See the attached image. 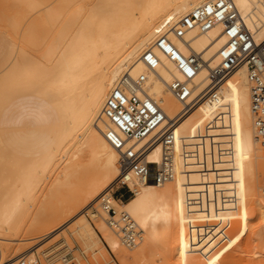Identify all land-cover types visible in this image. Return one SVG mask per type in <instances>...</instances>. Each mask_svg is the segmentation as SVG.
Instances as JSON below:
<instances>
[{
	"label": "bare ground",
	"instance_id": "bare-ground-1",
	"mask_svg": "<svg viewBox=\"0 0 264 264\" xmlns=\"http://www.w3.org/2000/svg\"><path fill=\"white\" fill-rule=\"evenodd\" d=\"M208 1L15 0L7 22V35L13 37L10 57L0 66V110L13 98L34 95L53 109V116L42 113L18 123L12 137L0 141V156L7 152L11 157L4 163L11 174L0 193V261L1 242L19 241L10 237L22 229L21 218L40 200L44 185L49 200L58 199L59 205L44 211L49 219H37L30 229L48 227L46 234L67 230L95 244L104 239L125 262L158 244L169 251L172 264H217L218 248L225 232L234 228L237 211L239 218L256 219L264 231L262 184L260 191L257 186L264 177L259 160L264 158V140L258 135L244 66L226 79L219 102L204 98L175 125L172 177L167 182L156 185L135 177L130 199L112 197L116 209L128 212L141 230V242L127 248L137 249L122 248L100 205L120 173L119 152L105 137L103 110L110 94L125 77L143 75L145 95L162 108L167 121L181 112L183 105L169 84L183 76L157 48L163 36L184 55L198 56L201 68L191 87L194 95L204 93L210 68L219 64L218 52L227 42L223 27L217 24L205 32L195 28L184 37L176 36L174 28ZM232 1L256 43L263 42L264 0ZM76 13L83 14L78 23ZM148 50L159 60L155 69L144 62ZM85 153L89 159L82 161ZM162 162L157 141L146 163L157 172ZM89 212L95 224L87 219ZM256 254L262 257L263 252ZM24 256L32 260L33 251Z\"/></svg>",
	"mask_w": 264,
	"mask_h": 264
},
{
	"label": "built area",
	"instance_id": "built-area-1",
	"mask_svg": "<svg viewBox=\"0 0 264 264\" xmlns=\"http://www.w3.org/2000/svg\"><path fill=\"white\" fill-rule=\"evenodd\" d=\"M221 24L227 42L220 48V62L210 68L206 91L194 95L192 79L201 68L196 55H184L167 37L157 40L156 46L181 72L182 79H174L169 84L170 90L183 108L173 119L167 121L162 108L149 96L145 95V76L137 79L125 77L121 84L110 94L103 114L107 124L105 137L119 152V176L114 189L107 192L100 200L101 208L107 212L108 224L120 236L123 245L132 249L142 239L141 230L128 212H119L113 205L112 197L126 198L133 195L130 183L137 177L151 181L156 185L167 182L172 177V145L175 141V125L203 99L217 103L220 100V89L238 68L244 66L251 85V97L256 112L258 135L264 140V41L256 43L253 34L244 27L239 12L232 0H211L204 2L191 13L184 16L174 28L178 37L195 28L201 32L208 31ZM146 65L155 69L159 60L152 50L143 56ZM167 122L166 124H164ZM148 139L141 147L137 144ZM159 141L163 148V162L157 172L150 170L146 163L148 151ZM125 190L124 193H120ZM261 193L264 199V179ZM119 196V197H118ZM62 264L70 261L68 255L60 257ZM19 264H39V260L21 259ZM115 264V259L108 263Z\"/></svg>",
	"mask_w": 264,
	"mask_h": 264
},
{
	"label": "rangeland",
	"instance_id": "rangeland-1",
	"mask_svg": "<svg viewBox=\"0 0 264 264\" xmlns=\"http://www.w3.org/2000/svg\"><path fill=\"white\" fill-rule=\"evenodd\" d=\"M15 8V0H0V66L10 57L9 53L11 46L9 42L13 40V37L11 38V36L8 37L7 35V22L8 17L14 12ZM38 16V14H35L33 17L37 19ZM74 16V23H78L81 21L83 14L76 13ZM33 17L32 19H34ZM14 38V40L17 39L16 36H14ZM30 108H32L29 112L31 114L25 116V112ZM42 113L52 117L53 109H51L46 102L34 95H21L13 98L3 110H0V141L1 139L6 140L12 137V134L15 132L16 124L33 121L34 118L42 115ZM88 159L89 154L85 153L82 161H87ZM9 160H11V157L7 152L0 156V193L4 187V181L11 174L10 170L4 166V163ZM259 160L264 162V158H260ZM263 179L264 177H261V179L257 181L258 191H260ZM124 192L125 190H121L120 193ZM49 195V189L44 185L40 192V200L22 216V229L16 233L17 235L13 234L10 237L11 239L19 238L18 242H1V258L3 260L0 261V264H4L7 260H18L14 264H19L21 258L25 260L28 258L27 261H31L29 257L24 256L31 250L33 251L32 260H34V258L39 260V264H62L60 262V257L66 254L70 261L68 264H108L113 258L115 259V264H172L173 259H171L169 251L158 244L147 247L144 254H139L131 261L125 262L117 252L113 251L108 246L104 239L100 241V243L95 244L87 237H80L77 234L71 236L67 230H63V233L61 230L60 232L56 231L46 234L49 232L48 227L38 230L30 229L31 227L29 226L37 219L39 222L47 220L45 219L48 218V214L45 213L46 211L50 212L53 210V207L55 209L58 207V199L50 201V198H48ZM132 196L133 195L126 197V200H123V198H118V200L127 201ZM41 207L45 209L40 211ZM90 208L91 207H89L88 210ZM236 213L235 215L237 216L234 215V219L232 217V225H234V228L225 232L222 240L223 243L220 244L218 248L219 256L217 258L219 260L217 264H264V231L258 229V222L256 219H242L238 217L240 211ZM86 217L92 224H95V220L90 212ZM258 233L260 235H258ZM122 248L126 249L128 252L137 249L128 250L124 248L123 245ZM260 251L263 252L262 257L256 254Z\"/></svg>",
	"mask_w": 264,
	"mask_h": 264
},
{
	"label": "crops",
	"instance_id": "crops-1",
	"mask_svg": "<svg viewBox=\"0 0 264 264\" xmlns=\"http://www.w3.org/2000/svg\"><path fill=\"white\" fill-rule=\"evenodd\" d=\"M123 200H126V198H123Z\"/></svg>",
	"mask_w": 264,
	"mask_h": 264
}]
</instances>
